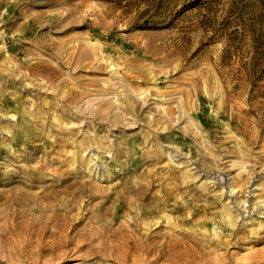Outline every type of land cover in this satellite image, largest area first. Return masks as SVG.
Instances as JSON below:
<instances>
[{"label":"rangeland","instance_id":"374dc122","mask_svg":"<svg viewBox=\"0 0 264 264\" xmlns=\"http://www.w3.org/2000/svg\"><path fill=\"white\" fill-rule=\"evenodd\" d=\"M263 154L264 0H0V264H264Z\"/></svg>","mask_w":264,"mask_h":264},{"label":"bare ground","instance_id":"6f19581e","mask_svg":"<svg viewBox=\"0 0 264 264\" xmlns=\"http://www.w3.org/2000/svg\"><path fill=\"white\" fill-rule=\"evenodd\" d=\"M95 138H96V135L93 134L89 138L87 137L85 139H82L76 145H74V149L72 150V152H70V155L69 156L65 155V157H64L67 160V162H69L68 167H66L65 169H63L62 172H57V169H54V171L51 174V179H56L57 177H59V175H61L63 173H71L72 171H74V169L79 168L80 166L87 167L88 168L87 169L88 170V173L91 174L93 172V165L95 163H98L99 161H96L95 163H92L91 162L92 161V157L91 156L90 157L84 156L83 155V152H84V150L87 147L90 146V144H93V143L95 144L96 143L95 142ZM60 140L63 141V143H61L60 146H66L67 144H69L68 141H67V139H65V138L64 139L61 138ZM96 146L99 147V144L97 143ZM174 155H175V153L173 154L172 151H170V152L167 153V156H169V158H172ZM21 157L22 158H26V153H23L21 155ZM97 157H99V156H97ZM262 157L264 158V154H263ZM63 162H64V160H61L60 161V165L63 164ZM75 163H76V165H75ZM71 165H72V168L70 167ZM44 166H45V163H44ZM239 181H240L239 183L237 182V184H239V186H244L245 185V187H246V183L249 181V178L247 177V174L246 173L245 174H242L240 176V178H239ZM233 188H234V186H232L231 190ZM262 188L264 190V186ZM150 190H151V188H150ZM243 201H245V199H243ZM156 205H157V207H160V204H159L158 201L156 202ZM178 207H180V206H174L175 209H177ZM141 213H143L145 217H151L152 216V211L149 210V209H146V210L142 211ZM111 215L113 216V214H111ZM139 218L140 217H138V218L135 219V224L138 226V228H142L143 230L142 231L141 230L139 231V229H138L137 230V233H135V234L132 233L131 235L128 234L124 239L121 240V242H120L121 243V246L120 247L114 248L115 246L112 245V249L110 250L109 253H110V255L114 259L119 260L120 262H126V260H129V259H132L133 262H144V260L146 258H148V256L150 254L152 255V250H154V248H156V247L159 248L160 247V249H162V248L164 249L165 247L166 248H170L171 247L172 244H170L169 242L168 243L163 242V241H166V234H164V233H162V235L164 234L163 236H165L164 237V240L162 242H160V243H158V241H154V242L147 241V238L150 236V235H148V233L146 231L148 225H146L144 223H143V225H140V222L138 220ZM157 218L160 219V216H157ZM220 219L227 226L230 225L231 226V230L234 229L235 219H234V215L231 214L230 209H228L227 207L223 208L221 210ZM154 223L155 224H159L158 219H156L154 221ZM214 234L217 236V238H221L222 237V236H220L221 235V232L214 231ZM143 235H146V237L143 238ZM195 239H196V237H195ZM209 243L210 244H214L215 246H217V245H220V244H222L224 242H222L221 240H210ZM158 255L156 257H158ZM189 260H191V259H189ZM207 260H209V259H207ZM146 261L148 262L149 260H146ZM219 261H222L221 254H216L215 256H212L211 257V260H210V262H219Z\"/></svg>","mask_w":264,"mask_h":264}]
</instances>
